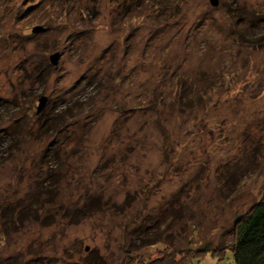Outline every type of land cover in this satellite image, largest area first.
<instances>
[{
  "label": "rangeland",
  "instance_id": "obj_1",
  "mask_svg": "<svg viewBox=\"0 0 264 264\" xmlns=\"http://www.w3.org/2000/svg\"><path fill=\"white\" fill-rule=\"evenodd\" d=\"M217 1L0 0V264L230 243L264 193V0Z\"/></svg>",
  "mask_w": 264,
  "mask_h": 264
},
{
  "label": "trees",
  "instance_id": "obj_2",
  "mask_svg": "<svg viewBox=\"0 0 264 264\" xmlns=\"http://www.w3.org/2000/svg\"><path fill=\"white\" fill-rule=\"evenodd\" d=\"M188 89L189 91L185 89L184 92H178L180 95H177V106L173 100L167 102L150 99L149 104L156 112L160 111L162 106L180 107V110L189 112V99L193 92ZM37 105L38 103L35 105L36 113H39ZM227 250L232 253L236 264H264V193L245 213L235 219L232 238L226 246L175 249L166 245L158 250L155 257L147 258L141 254L135 257L133 251H126L118 264H193L194 260L199 261L207 254L221 260Z\"/></svg>",
  "mask_w": 264,
  "mask_h": 264
},
{
  "label": "water",
  "instance_id": "obj_3",
  "mask_svg": "<svg viewBox=\"0 0 264 264\" xmlns=\"http://www.w3.org/2000/svg\"><path fill=\"white\" fill-rule=\"evenodd\" d=\"M211 4L213 5H217L218 1L217 0H210ZM39 29H42L41 27L39 26H35L32 28V32H36L38 31ZM58 58H59V53L56 52V53H53V54H50L49 56V60L52 64H57V61H58ZM47 100V97L45 95H42L38 98V105H37V112H40L42 107L44 106L45 102Z\"/></svg>",
  "mask_w": 264,
  "mask_h": 264
}]
</instances>
